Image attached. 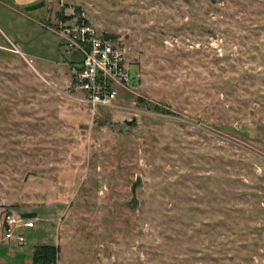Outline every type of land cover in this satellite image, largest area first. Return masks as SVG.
<instances>
[{
    "label": "rangeland",
    "instance_id": "rangeland-1",
    "mask_svg": "<svg viewBox=\"0 0 264 264\" xmlns=\"http://www.w3.org/2000/svg\"><path fill=\"white\" fill-rule=\"evenodd\" d=\"M69 22L124 48L113 106L73 88ZM6 209L37 221L0 264H264V0H0Z\"/></svg>",
    "mask_w": 264,
    "mask_h": 264
},
{
    "label": "built area",
    "instance_id": "built-area-1",
    "mask_svg": "<svg viewBox=\"0 0 264 264\" xmlns=\"http://www.w3.org/2000/svg\"><path fill=\"white\" fill-rule=\"evenodd\" d=\"M63 46L75 51L72 84L81 93L91 111L98 107L113 106L118 92L130 81L124 48L109 38L98 34L88 23H67L59 28ZM29 63L32 61L28 60ZM36 218L26 217L6 209L0 214V240L18 245L26 242V233L36 228Z\"/></svg>",
    "mask_w": 264,
    "mask_h": 264
},
{
    "label": "trees",
    "instance_id": "trees-1",
    "mask_svg": "<svg viewBox=\"0 0 264 264\" xmlns=\"http://www.w3.org/2000/svg\"><path fill=\"white\" fill-rule=\"evenodd\" d=\"M28 9V7H26ZM31 217L30 215H25ZM58 248L52 244H39L35 247L31 259L34 264H54Z\"/></svg>",
    "mask_w": 264,
    "mask_h": 264
}]
</instances>
